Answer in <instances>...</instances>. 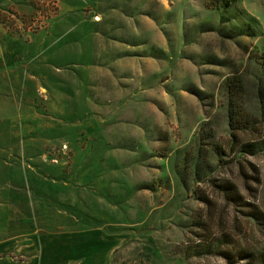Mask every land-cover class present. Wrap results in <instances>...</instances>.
<instances>
[{"label":"rangeland","instance_id":"obj_1","mask_svg":"<svg viewBox=\"0 0 264 264\" xmlns=\"http://www.w3.org/2000/svg\"><path fill=\"white\" fill-rule=\"evenodd\" d=\"M255 191L264 0H0V259L255 264Z\"/></svg>","mask_w":264,"mask_h":264},{"label":"trees","instance_id":"obj_2","mask_svg":"<svg viewBox=\"0 0 264 264\" xmlns=\"http://www.w3.org/2000/svg\"><path fill=\"white\" fill-rule=\"evenodd\" d=\"M243 128H241L242 130ZM239 134H235L232 136L233 141L236 140V144L238 145V147L241 149L240 151L245 153V155H249L252 156L256 153V146L257 144H255L254 142L252 143H243L241 142L239 139ZM260 150V149H259ZM240 167L244 168L245 164L243 162H239ZM247 165L250 168V173L255 172L256 169L253 165L247 163ZM242 176L245 177L244 179H247V176L242 172ZM252 180H254L255 182H259V179L255 176L251 177ZM217 188V194L219 195V199L220 202H222L223 204H227L229 205L234 204L235 206H237L238 204H242L244 201V198L242 195L239 194L238 190H237V186L235 185V183L229 182V181H221L218 185H216ZM252 199H253V203L250 202H246L245 205L248 204H253L254 205V201L257 203L259 198H260V193L255 191L253 193ZM203 202H205L206 204V208L209 211L213 210V204L212 202L209 201V199L207 198L206 200H203ZM213 204V205H212ZM244 205V206H245ZM257 205H254V211L257 212L259 215H254L252 218L257 222L258 226H261L262 229H264V212L261 211L260 209H258L256 207ZM254 257V256H253ZM253 262L255 264H264V255L262 256H258V257H254L253 258Z\"/></svg>","mask_w":264,"mask_h":264},{"label":"crops","instance_id":"obj_3","mask_svg":"<svg viewBox=\"0 0 264 264\" xmlns=\"http://www.w3.org/2000/svg\"><path fill=\"white\" fill-rule=\"evenodd\" d=\"M60 260L57 258L56 260H55V262L54 263H49V261H48V264H59L58 262H59ZM38 262V261H37ZM0 264H15L14 263V261H12L11 260V262L10 261H8V260H2V259H0ZM40 264H41V262H40ZM43 264V263H42Z\"/></svg>","mask_w":264,"mask_h":264}]
</instances>
